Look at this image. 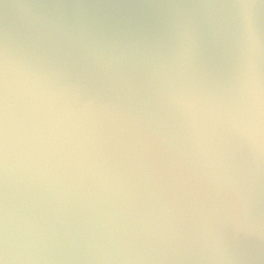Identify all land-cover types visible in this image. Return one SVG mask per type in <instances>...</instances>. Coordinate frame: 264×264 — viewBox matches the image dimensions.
Wrapping results in <instances>:
<instances>
[{
    "label": "water",
    "instance_id": "water-1",
    "mask_svg": "<svg viewBox=\"0 0 264 264\" xmlns=\"http://www.w3.org/2000/svg\"><path fill=\"white\" fill-rule=\"evenodd\" d=\"M3 264H264V0H0Z\"/></svg>",
    "mask_w": 264,
    "mask_h": 264
},
{
    "label": "snow or ice",
    "instance_id": "snow-or-ice-1",
    "mask_svg": "<svg viewBox=\"0 0 264 264\" xmlns=\"http://www.w3.org/2000/svg\"><path fill=\"white\" fill-rule=\"evenodd\" d=\"M0 264H3V261L2 260H0Z\"/></svg>",
    "mask_w": 264,
    "mask_h": 264
}]
</instances>
